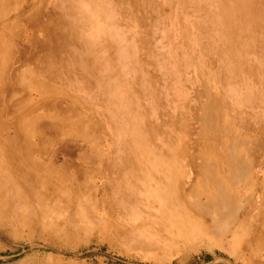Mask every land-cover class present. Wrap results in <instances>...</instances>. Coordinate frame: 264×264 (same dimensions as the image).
I'll return each instance as SVG.
<instances>
[{"label": "rangeland", "instance_id": "1", "mask_svg": "<svg viewBox=\"0 0 264 264\" xmlns=\"http://www.w3.org/2000/svg\"><path fill=\"white\" fill-rule=\"evenodd\" d=\"M64 1L0 0V264H242L172 237L155 179L181 184L201 146L264 128V0H106L100 15L73 0L82 33L54 64L55 41L29 32ZM208 99L231 133L205 124Z\"/></svg>", "mask_w": 264, "mask_h": 264}, {"label": "bare ground", "instance_id": "2", "mask_svg": "<svg viewBox=\"0 0 264 264\" xmlns=\"http://www.w3.org/2000/svg\"><path fill=\"white\" fill-rule=\"evenodd\" d=\"M78 1L86 3L87 0ZM96 1L95 14L100 15L106 0ZM64 3L61 12L50 18L43 29L33 28L29 32L30 37H39L45 46L48 34V44L55 41L51 49L45 50H51L54 64H59V60L65 58L63 50H67L64 46L70 45L67 39V35L72 33L70 31L80 33L83 29L82 24L74 21L80 16H74L73 0H65ZM30 5L32 7L29 10H32L33 5ZM72 20L73 25L70 24ZM23 21H19L20 27ZM59 26H63L61 31H64V35L53 32L52 28L57 29ZM42 48L39 51H44ZM0 64V69L5 68L1 58ZM206 105V108L205 105L203 107L205 124L213 132L216 129L217 132L224 131L226 135L231 133L228 130L231 127L229 121L225 114L221 115L220 108L217 109L210 99ZM249 127L255 134L253 140L245 139L237 133L227 135V141L213 143H217L216 154L201 146L189 161L191 165L194 163L190 167L191 173L184 177L186 179L181 184L175 178L170 182L165 179L159 180V183L158 179L155 181L158 188L169 193L170 198L166 199L165 205L168 208L174 207L172 215L163 214L168 220L162 224L172 237L184 244L197 241L216 246L221 241L228 255L240 260L242 264H252L250 258L256 260L257 264H264V256H261L264 251V163L259 159L260 156L249 157L260 145V149L264 150V128L256 121L254 126ZM246 140L251 144L243 143ZM4 142H0V148ZM240 144L245 146L239 147ZM153 175L155 178V172Z\"/></svg>", "mask_w": 264, "mask_h": 264}]
</instances>
